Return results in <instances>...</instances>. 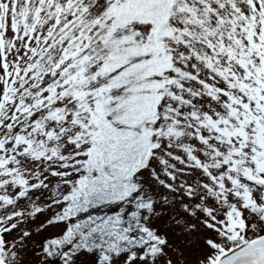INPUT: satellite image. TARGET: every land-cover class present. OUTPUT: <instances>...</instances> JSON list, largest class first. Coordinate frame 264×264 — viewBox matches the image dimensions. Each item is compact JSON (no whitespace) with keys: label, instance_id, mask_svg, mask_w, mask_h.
<instances>
[{"label":"snow or ice","instance_id":"6c2138e0","mask_svg":"<svg viewBox=\"0 0 264 264\" xmlns=\"http://www.w3.org/2000/svg\"><path fill=\"white\" fill-rule=\"evenodd\" d=\"M0 264H264V0H0Z\"/></svg>","mask_w":264,"mask_h":264}]
</instances>
